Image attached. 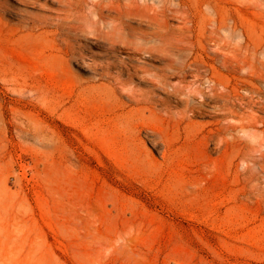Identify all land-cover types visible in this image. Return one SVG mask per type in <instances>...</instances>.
Returning <instances> with one entry per match:
<instances>
[{
  "label": "rangeland",
  "instance_id": "1",
  "mask_svg": "<svg viewBox=\"0 0 264 264\" xmlns=\"http://www.w3.org/2000/svg\"><path fill=\"white\" fill-rule=\"evenodd\" d=\"M263 137L264 0H0V264H264Z\"/></svg>",
  "mask_w": 264,
  "mask_h": 264
},
{
  "label": "bare ground",
  "instance_id": "2",
  "mask_svg": "<svg viewBox=\"0 0 264 264\" xmlns=\"http://www.w3.org/2000/svg\"><path fill=\"white\" fill-rule=\"evenodd\" d=\"M210 15V14H209ZM50 39V38H49ZM237 44V43H236ZM54 45V44H53ZM54 47V46H53ZM243 73H244V71H243ZM199 91V90H198ZM201 91V90H200ZM250 92L251 93H253V94H256V95H258V96H260L261 97V99H263V92L260 90V89H258L257 91H251L250 90ZM200 96V95H199ZM222 96L223 97H227L228 96V90H227V87H225V91L222 93ZM196 97V96H195ZM253 110V109H252ZM241 114V113H240ZM251 114V113H250ZM254 114V113H253ZM163 115H164V113H163ZM242 115V114H241ZM243 116V115H242ZM241 116V117H242ZM252 116V121H250V120H248V116L246 115L245 116V118H242L241 120H240V125L239 126H237V127H239L241 130H246V129H248V128H253V127H257V123H258V116H256L255 114L254 115H251ZM253 118H255V119H257L255 122H254V119ZM231 122V121H230ZM263 122V121H262ZM234 124H235V121H234ZM239 124V123H238ZM245 136H246V134H245ZM255 142H256V144H258V145H260V146H264V137L263 138H261V139H259V140H255Z\"/></svg>",
  "mask_w": 264,
  "mask_h": 264
}]
</instances>
